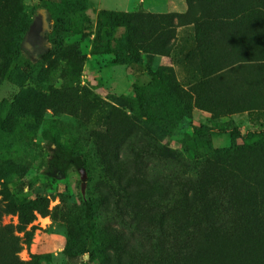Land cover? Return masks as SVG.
I'll return each instance as SVG.
<instances>
[{"label": "trees", "instance_id": "16d2710c", "mask_svg": "<svg viewBox=\"0 0 264 264\" xmlns=\"http://www.w3.org/2000/svg\"><path fill=\"white\" fill-rule=\"evenodd\" d=\"M186 2L182 15L100 11V52L120 65L141 64V54L169 57L176 29L193 24V49L185 60L195 62L200 73L198 85L191 88L195 106L210 112L213 119L264 109V0ZM86 3L41 0L52 23L46 38L58 62H73L77 55L72 45H63L61 33L71 17L86 10ZM6 7V1L0 0V25ZM121 28L124 31L114 38ZM1 31L0 75L4 76L3 63L21 55V35ZM228 74L242 78L246 85L242 93L233 94L224 85L213 91L205 86L221 82ZM153 75L156 78L148 85L133 88V112L147 128L169 135L184 116L190 96L174 78L159 72ZM53 99L40 93L36 102L49 104ZM78 100L79 96L71 99L70 105L81 119L88 118V106ZM8 111L0 101V142L20 139L23 130L35 132V126L21 116L9 122L7 114L16 113ZM215 129L223 127L200 125L184 134L182 164L165 163L161 156L165 151L155 149L150 141L144 152L158 151L152 171L161 177L152 179L144 190L137 186L135 173L121 175L108 169L129 130L128 124L110 120V114L102 130L89 132L86 152L58 145L51 162L54 169L62 174L84 169L89 179L106 189L101 194L91 186L81 207L64 208L59 215L67 229L65 247L70 256L90 241L103 264H264V131L241 135L232 129L230 148L220 150L213 148ZM134 149L133 142L128 144L123 156ZM2 213L16 215L17 225H0V264H19L21 246L15 232L22 233L23 243L28 244L37 216L57 220L56 208L49 209L46 197L19 205L10 201L0 207V217Z\"/></svg>", "mask_w": 264, "mask_h": 264}, {"label": "rangeland", "instance_id": "374dc122", "mask_svg": "<svg viewBox=\"0 0 264 264\" xmlns=\"http://www.w3.org/2000/svg\"><path fill=\"white\" fill-rule=\"evenodd\" d=\"M6 11L0 28L2 33L17 31L21 55L12 56L3 63L0 75V101L6 110L7 120L23 117L35 132L23 130L20 139L0 142V207L10 201L19 205L35 197H46L49 209L56 208V221L50 217L37 216L31 241L23 243L17 253L19 264H103L100 253L90 241L76 255L66 250L67 229L59 215L67 207H81L89 198L91 186L101 194L106 190L100 182L89 179L84 169H68L64 174L54 169L51 162L56 156L57 146L78 152H86L89 132L102 130L105 117L118 124H128V135L124 138L116 159L109 163L110 170L121 175L134 174L137 186L144 190L161 175L153 174V164L158 151L145 153L149 142L160 148L165 163L182 164L183 150L180 140L200 125L223 127L212 135L213 148L228 149L231 146L229 131L236 129L241 135L247 132L264 131V109L223 114L213 119L211 113L194 104L195 93L191 88L198 85L200 73L195 62L185 60L193 49L194 26L187 24L175 31V44L169 57L141 54V64L120 65L113 56L100 52L102 42L98 38L100 11H116L135 14H179L187 11L186 0H86V10L73 16L61 36L63 45H72L77 50L73 62H58L46 35L52 23L49 13L41 6V0H5ZM59 2V0H47ZM18 29V30H17ZM22 29V30H21ZM124 31L118 29L113 37ZM159 72L166 78H174L190 97L186 99V112L174 130L164 135L157 129L147 128L140 122L134 110L135 86L148 85ZM7 74H10L7 77ZM221 82L205 85L230 89L231 93H242L245 83L233 74L222 77ZM53 99L49 104L36 102L38 94ZM79 96L80 105L86 104L87 117L81 119L79 111L70 105L71 99ZM121 97H125L123 100ZM23 102V105H20ZM8 111V112H9ZM135 149L123 153L130 143ZM241 146L242 141L238 140ZM161 160L159 163H164ZM137 169V172H136ZM139 173V174H138ZM154 175V176H152ZM60 219V220H59ZM0 225H17V216L2 213Z\"/></svg>", "mask_w": 264, "mask_h": 264}]
</instances>
